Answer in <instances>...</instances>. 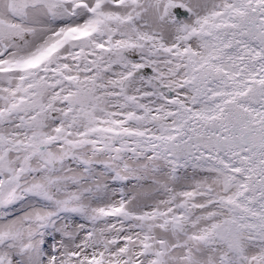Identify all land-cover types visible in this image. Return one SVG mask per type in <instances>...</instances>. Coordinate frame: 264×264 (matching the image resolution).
I'll return each instance as SVG.
<instances>
[{
	"label": "snow or ice",
	"instance_id": "snow-or-ice-1",
	"mask_svg": "<svg viewBox=\"0 0 264 264\" xmlns=\"http://www.w3.org/2000/svg\"><path fill=\"white\" fill-rule=\"evenodd\" d=\"M0 264H264V0H0Z\"/></svg>",
	"mask_w": 264,
	"mask_h": 264
}]
</instances>
